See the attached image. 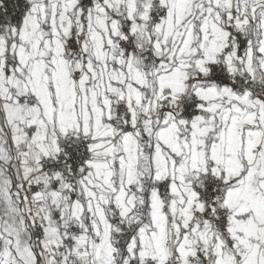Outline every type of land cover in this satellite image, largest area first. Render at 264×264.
<instances>
[{"label":"snow or ice","instance_id":"snow-or-ice-1","mask_svg":"<svg viewBox=\"0 0 264 264\" xmlns=\"http://www.w3.org/2000/svg\"><path fill=\"white\" fill-rule=\"evenodd\" d=\"M0 264H264V0H0Z\"/></svg>","mask_w":264,"mask_h":264}]
</instances>
